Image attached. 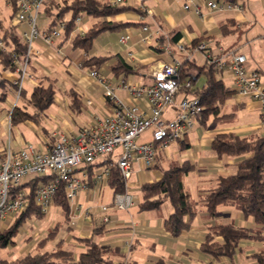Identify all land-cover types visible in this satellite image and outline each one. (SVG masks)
I'll return each mask as SVG.
<instances>
[{
    "label": "crops",
    "instance_id": "crops-1",
    "mask_svg": "<svg viewBox=\"0 0 264 264\" xmlns=\"http://www.w3.org/2000/svg\"><path fill=\"white\" fill-rule=\"evenodd\" d=\"M5 1L9 11H5V7H0V36L7 28L14 26L23 40L22 25L15 19L17 10L14 9L12 0ZM52 1L56 3L72 0H46L38 16V19L41 16V24H38L41 31H49L52 20L50 9L56 12ZM184 1L124 0L122 4L134 7V9L108 19L130 24L99 35L94 40L88 55L82 49L74 48L72 41L79 34H84L96 22L90 16L82 15L81 21L77 23L68 37L64 34L63 29L61 36L52 43H47L43 38H39L34 44V54L31 59V72L36 79L26 80L23 90H26L28 98L33 87L41 80L46 77L57 80L54 102L44 113L40 123L27 120L16 125L11 124V110L15 105H19L14 103L17 88L14 81L17 77L15 69L20 61L15 69L0 67V93L3 91L8 93V104L5 106V102L0 103V159H2L7 146L17 151L27 144H34L38 148L46 150L56 142L60 133H75L81 127L93 125L97 119L111 114L114 105L105 96V85L91 76L92 70H98L101 76L106 77L116 87V94L124 104L138 105L142 110L149 112L146 102L136 99L129 90L120 87L121 81L133 85H150L153 82L152 69L160 63L170 62L173 59L163 48V45L168 41L172 45L181 41L188 48H193L194 41L199 38L206 39L213 47L223 45L221 40L232 38L238 30L242 28L250 30L253 27L254 18L256 19L257 16L255 13L259 10L264 12V0H238L245 6L243 12L224 13L211 12L207 6V0H197L204 11L201 16L194 11H184L182 8ZM1 4L2 2H0ZM69 18L70 14L65 19ZM224 23L235 30L223 35L221 25ZM145 26L149 27V30H145ZM159 28L162 35L154 36L151 39L149 37L151 31ZM175 35L178 36V40L172 43V37ZM122 36L127 37L126 41H121ZM162 37L165 39L164 43L161 41ZM233 45L234 43L228 47L232 48ZM157 48L161 51H158ZM235 48L246 55L247 66L258 69L264 80V59L259 56L257 60H252L249 46L247 49H244V46H235ZM252 51H256V49ZM116 54H120L129 64L142 67L140 73L129 76L117 75L112 69L118 63L116 57L108 59L98 67L85 63V59L92 55L112 56ZM176 55L182 57L180 53ZM193 61L195 64L203 66V64H198L195 59ZM194 66L188 70L190 75L186 78L198 74L197 68ZM203 77H200L199 80ZM1 79L4 80V84L1 83ZM197 82L194 87H201L205 83V79L201 85H198ZM230 88L234 91V84ZM70 90H74L80 99L81 105L78 111L71 108ZM24 102L22 98L20 104ZM261 111L259 100L242 97L235 93L221 106L222 114L234 113V117L222 123L209 122L208 125H204L199 120L192 131L186 133L182 139L171 144L167 149L159 152L154 167L149 168L142 159H136L134 172L128 184L129 191L135 196V205L129 210H119L115 207L114 192L108 184L100 187L89 186L81 190L78 200L71 203L69 222L67 223L65 222V212L54 203L48 214L55 213L54 218H58H56L57 223L62 226L65 223L66 230H63L53 242H49L50 245L46 246L44 250L54 249L57 243L63 240L64 247L78 256L87 250L78 238L93 237L99 245L110 247L113 250L108 256L113 264H157L160 260H164L166 264H258L256 256L264 253V243L261 242L242 241L234 259L214 258L200 250L209 227L213 225L230 222L248 229L256 228L252 218H247L233 206L221 205L218 215L209 218L205 207L200 205L198 215L190 229L174 237L164 227V219L173 210L169 201H165L156 210H140L139 203L142 200L143 185L160 180L163 176L162 169L173 161L188 160L195 166L194 171L188 174L184 181L191 198L198 201L206 195L209 189L216 186L219 176L235 173L237 163L249 155L217 157L211 147L214 137L226 132H235L242 137L264 134V127H261ZM176 112L177 107L173 106L167 111L166 116L173 117ZM211 120L212 118L209 119V121ZM186 144L188 147L185 148ZM100 169L102 166L95 167L93 173ZM84 170L87 171L86 168ZM102 206L107 207L106 211L100 210ZM41 239L25 240L22 243L23 246L19 247L17 258L31 252ZM219 239L221 240V238ZM12 254H16V252L13 251Z\"/></svg>",
    "mask_w": 264,
    "mask_h": 264
},
{
    "label": "trees",
    "instance_id": "trees-1",
    "mask_svg": "<svg viewBox=\"0 0 264 264\" xmlns=\"http://www.w3.org/2000/svg\"><path fill=\"white\" fill-rule=\"evenodd\" d=\"M12 2L14 9H16V0H12ZM52 2L56 12L50 9L52 20L49 31L63 22L64 34L68 37L77 25L76 20L78 17L87 15L96 20L84 34H79L72 41L74 48L82 49L87 55L90 54L93 42L99 35L106 31L118 30L130 24L109 20V17L134 9V7L122 3L113 4L110 0ZM68 14H70V18L67 20L65 18ZM233 30L235 29L230 28L227 23L221 25L223 35H227ZM2 38L5 49L0 53V67L15 69L17 63L27 53V44L21 39L14 26L7 28ZM164 40L162 37L161 41L163 43ZM176 40H178L177 35L172 37V43ZM201 40L206 39L199 38L194 41V45ZM158 51L161 50L158 49ZM112 57H116L118 60V63L112 67L117 75L125 74V76H129L140 73L142 67L129 64L120 54L112 56L92 55L85 59V63L94 64L98 67ZM192 66L196 67L198 71L197 75L190 77L194 86L200 77H205V83L201 87L197 86L191 90L193 94L200 97L203 105V111L199 118L201 123L204 125H208L209 122L222 123L234 117V113H221V106L236 93L223 80L222 74L225 71L214 65L199 66L193 60H190L184 62L180 68L182 79L190 75L188 70ZM1 83L4 84V80L1 79ZM56 83V79L46 77L33 87L28 98L26 90H22L21 96L25 102L15 105L11 110V124L16 125L27 120L40 123L44 113L54 102L57 92ZM7 96L6 91L1 92L0 103L5 102ZM69 97L71 108L78 111L81 104L77 93L70 90ZM210 118H212L211 121H209ZM184 147H188V144ZM211 147L214 154L219 158L249 155L237 163L235 173L219 176L216 186L209 189L208 193L198 201L191 198L184 182L185 177L194 171L195 166L188 160L170 162L167 167L162 169L163 176L160 180L143 185L139 208L140 210H156L165 201H169L173 210L164 219V227L172 236L177 237L183 231L190 229L195 217L198 215L200 205L205 207L209 218L218 215L221 205L233 206L247 218H252L256 228L248 229L230 222L213 225L209 227L200 250L214 258L227 257L234 259L242 241L252 240L264 243V134L242 137L235 132L220 133L214 137ZM108 155L105 159L84 166V169L86 168L89 174V186L95 187L92 180L93 169L97 166L110 165L107 184L113 189L115 197L117 194L126 192L127 185L118 167L117 160H114L110 154ZM47 180L46 178L35 177L13 189V191H16L27 188L29 203L26 210L15 216L7 229L0 231V249L16 246L15 238L28 218H43L46 215L34 200V190L37 185ZM55 206L60 207L65 212V222H69L71 202L67 197L64 184H61L58 188ZM61 226L62 224L57 223L37 243L35 251L15 259L2 257L0 258V264H113L108 259L110 252L113 250L110 247L99 245L93 237L78 238L87 248L85 252L78 256L64 247L63 240H60L54 249L44 250L47 244L57 237ZM256 258L258 264H264V253L258 254ZM157 264L166 263L164 260H160Z\"/></svg>",
    "mask_w": 264,
    "mask_h": 264
},
{
    "label": "built area",
    "instance_id": "built-area-1",
    "mask_svg": "<svg viewBox=\"0 0 264 264\" xmlns=\"http://www.w3.org/2000/svg\"><path fill=\"white\" fill-rule=\"evenodd\" d=\"M46 0H16L15 19L22 25V38L27 44V53L18 63L14 84L16 98L21 97L26 80H35L31 72V59L34 44L39 38L52 43L61 36L64 23L58 24L51 31H41L38 16ZM124 0H113V4ZM211 12H229L245 10L238 0H207ZM184 11H194L203 15L204 11L197 0H185ZM78 17L76 22H80ZM145 30L149 27L145 26ZM162 35L161 29L151 31L150 38ZM127 37L122 36L121 41ZM165 52L173 57L170 62H163L152 69L153 82L150 85H133L121 81L120 87L129 90L138 100H143L149 112L138 105H126L116 94V87L94 69L91 76L105 85V96L113 103L111 114L96 120L93 125L81 127L71 134L60 133L50 148L43 150L34 144H27L14 151L10 146L4 149L0 159V229L9 225L16 215L28 206V190L14 188L35 177L48 179L34 190V200L41 210L48 214L55 203V197L61 184L65 185L67 197L71 203L78 200L81 190L89 187V174L84 166L105 159L118 148L122 153L117 160L118 167L126 181L127 191L117 194L115 207L129 210L135 205V196L129 191L128 184L134 172V161L142 159L147 167H154L160 151L167 149L186 133L192 131L203 111L200 97L192 93L194 88L191 78H181L180 68L184 62L193 60L192 53L200 51L204 56V65L215 67L230 74L234 81L235 92L242 97L257 99L261 103V127H264V80L261 72L247 66V57L238 49L223 45L212 46L209 41L201 40L193 48H188L181 41L174 45L167 42L163 45ZM5 43L0 36V53ZM181 54L178 57L176 54ZM180 97L177 100V97ZM15 103V104H16ZM177 107L176 115L166 116L171 107ZM151 133V140L139 141L143 134ZM110 165L102 166L92 178L96 186L107 184ZM107 207L102 206L101 211Z\"/></svg>",
    "mask_w": 264,
    "mask_h": 264
},
{
    "label": "rangeland",
    "instance_id": "rangeland-1",
    "mask_svg": "<svg viewBox=\"0 0 264 264\" xmlns=\"http://www.w3.org/2000/svg\"><path fill=\"white\" fill-rule=\"evenodd\" d=\"M0 2H2V4H3V5L1 4L0 7L1 8L5 7L4 10L9 11L8 10L9 8L7 7L6 1L0 0ZM255 14L257 16H256V19L254 18V23L252 24L253 27L250 30L242 28V29L238 30L236 34L234 33L235 35L232 36V38H228V39L224 38L223 39V37H222L223 40H221V43L223 44V46L225 45V47L231 46L233 43H234V45H233L234 48H235V46L236 47H243L244 46V49H247L249 46V50H251L250 57L252 58V60L253 59L257 60L259 58V56L264 59V12H263V10H259ZM38 21H39L38 24L40 25L41 24V16H40V19H38ZM260 34H261V36H260ZM235 38H237V40H235ZM245 43H246V45H245ZM235 49H237V48H235ZM254 49H256V51H252ZM246 51H248V50H246ZM253 56L256 58H254ZM192 58L195 59V61L198 64H203V62H204V56L200 51L193 52ZM222 78L228 86L233 87L234 81H233L232 76L230 77V74L225 72V73H223ZM204 79H205L204 77L201 78L197 82L198 85H201V83L204 81ZM179 98L180 97L178 96L177 100H179ZM16 101H17V98L15 99L14 103H16ZM21 101H22V96L20 97V99L18 100V102L16 104H20ZM4 104H5V106L8 104L7 100L5 101ZM148 140H151V133L150 132L143 134L139 139V141H148ZM121 153H122L121 149L118 148L114 153H112L110 155L113 156L114 160H118ZM59 213H60V211H59ZM54 214H53V212H51L50 214H46L43 218H36V217L28 218L25 221V223L23 224V227L21 228L19 234L15 238V241L17 242L16 246H14V247L10 246L6 249H0V258L3 257V258L11 259L10 257H13L12 259H15V258H17V255H19V251H18L19 247L23 246L22 243L25 242V240H31V239L37 240V239H41V237L47 235L55 227V225L58 221V220H56L57 217L54 218L55 217ZM62 217L64 218L63 214H62ZM62 221H64V220L62 219ZM53 222H54V224H53ZM9 225L0 229V231L7 229L9 227ZM65 226L66 225L64 223V225L61 226V228L59 229V233L57 236L61 235L63 230H66ZM50 243L47 246H49ZM35 248H33L31 251H35L36 250ZM13 251H15L16 254H12Z\"/></svg>",
    "mask_w": 264,
    "mask_h": 264
}]
</instances>
